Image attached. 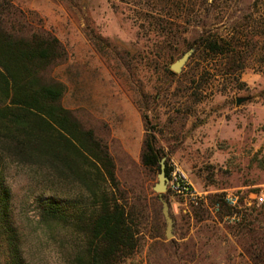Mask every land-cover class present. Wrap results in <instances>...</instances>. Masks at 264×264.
<instances>
[{"label": "rangeland", "instance_id": "rangeland-1", "mask_svg": "<svg viewBox=\"0 0 264 264\" xmlns=\"http://www.w3.org/2000/svg\"><path fill=\"white\" fill-rule=\"evenodd\" d=\"M9 1L22 13L10 25L23 29L19 20L27 30L52 33L63 45L64 59L45 76L65 85L62 105L107 143L120 186L146 195L152 205L157 172L140 163L149 132L170 173H181L193 193L176 194L167 183L164 194L174 221L173 237L165 238L157 199L153 208L159 236H141L136 252L123 264H238L245 256L241 241L253 235L243 238L234 228L238 218H220L219 206L210 201L223 195L224 202L241 213L264 203V0H216L209 22L219 34L247 32L250 18L261 27L254 47L246 46L242 37L238 52L246 68L238 80L219 77L214 82L208 74L201 78L205 62L200 53L180 73L170 70L201 28L190 26L180 33L169 25L159 42L146 37L147 30L134 22L146 0H121L118 8L111 0ZM178 13L174 7L166 12L173 19ZM91 36L109 42L116 54L103 56ZM4 172L29 264H66L77 237L39 220L33 199L42 190L32 169L10 163ZM53 194L67 210L85 206V193L76 186L59 181L55 191L45 195ZM199 206L202 211L196 215ZM254 226L263 227L258 229L261 236L264 225Z\"/></svg>", "mask_w": 264, "mask_h": 264}, {"label": "trees", "instance_id": "trees-1", "mask_svg": "<svg viewBox=\"0 0 264 264\" xmlns=\"http://www.w3.org/2000/svg\"><path fill=\"white\" fill-rule=\"evenodd\" d=\"M111 1L118 8L116 2L121 0ZM215 4L216 0H146V8L134 22L139 29L147 30L146 37L157 42L166 36L164 31L169 25L180 28V33L190 26L201 28L189 44L194 49L190 59L198 53L204 55L201 78L208 74L213 82L219 77L237 81L246 68L245 58L238 52L242 37L246 46L254 47L261 24L250 18L247 32L219 34L212 27L214 23L209 22ZM257 5L255 1L253 6ZM172 7L179 12L175 19L166 14ZM17 13L22 15L9 0H0V253L4 264H29L13 220L12 193L5 178L4 171L10 163L27 166L34 172L37 187L42 190L33 199L39 220L76 235L66 264H123L136 252L141 236H159L153 208L159 196L152 195L150 205L146 195H134L120 186L107 143L62 105L65 85L45 76L64 59L63 45L52 33L27 30L19 20L16 23L23 24V29L10 25ZM91 40L103 56L116 54L112 45L99 36H91ZM201 86L202 82H197V88ZM162 154L155 136L146 132L141 165L158 173ZM170 171L165 162L167 178ZM59 181L84 191V208L67 210L54 194L45 195L55 191ZM162 196L166 198V194ZM210 203L219 206L220 218H238L234 228L243 238L253 235L249 241H241L245 256L238 264H264V232L258 234L263 227L254 226L264 225V203L244 208L243 213L227 205L223 195L214 196ZM200 211V206L194 209L196 215Z\"/></svg>", "mask_w": 264, "mask_h": 264}, {"label": "water", "instance_id": "water-1", "mask_svg": "<svg viewBox=\"0 0 264 264\" xmlns=\"http://www.w3.org/2000/svg\"><path fill=\"white\" fill-rule=\"evenodd\" d=\"M194 49H187L178 59L170 64L169 68L174 73H180L182 68L190 59ZM239 102V101H238ZM168 178L165 174V157L159 160V172L157 173V182L153 186V191L159 196V202L161 204V214L165 223V238L171 239L173 237V218L169 212L168 202L163 198V194L167 189Z\"/></svg>", "mask_w": 264, "mask_h": 264}, {"label": "built area", "instance_id": "built-area-1", "mask_svg": "<svg viewBox=\"0 0 264 264\" xmlns=\"http://www.w3.org/2000/svg\"><path fill=\"white\" fill-rule=\"evenodd\" d=\"M167 183L171 191L176 194L182 196L193 195V193L189 191V185L185 181V177L177 171L170 173V178H168Z\"/></svg>", "mask_w": 264, "mask_h": 264}]
</instances>
